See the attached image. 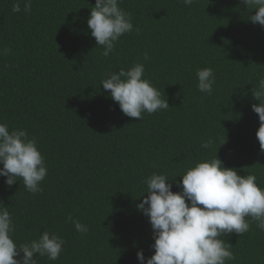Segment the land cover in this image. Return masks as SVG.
Wrapping results in <instances>:
<instances>
[{"label":"trees","instance_id":"obj_1","mask_svg":"<svg viewBox=\"0 0 264 264\" xmlns=\"http://www.w3.org/2000/svg\"><path fill=\"white\" fill-rule=\"evenodd\" d=\"M13 3L0 0V52L10 49L0 54V123L36 139L48 174L36 194L22 179L9 187L0 176V202L18 245L44 231L65 240L58 260L37 255V264H140L141 250L150 258L153 230L136 207L146 179L167 174L180 191L179 176L216 151L225 167L255 174L264 188L252 110L259 104L252 88L264 77V26L249 20L254 9L241 0H121L134 30L105 57L87 26L95 0H32L30 12L21 3L18 13ZM135 63L169 103L141 120L123 114L101 84ZM202 68L213 69L211 95L197 88ZM209 138L212 149H203ZM220 238L236 257L227 264H264V231L255 222L241 236Z\"/></svg>","mask_w":264,"mask_h":264},{"label":"clouds","instance_id":"obj_2","mask_svg":"<svg viewBox=\"0 0 264 264\" xmlns=\"http://www.w3.org/2000/svg\"><path fill=\"white\" fill-rule=\"evenodd\" d=\"M120 2L95 0L87 20L91 36L102 46L105 57L114 52L123 35L134 30L131 14L119 6ZM182 2L192 5L198 0ZM21 3L25 12L31 11L32 0H14V13L21 11ZM241 3L255 10L249 20L264 26V0ZM8 52L10 49L4 48L0 54ZM144 59H149L147 53ZM144 72V64L135 63L127 71L121 68L119 72L106 73L101 81L122 113L138 120L143 118L142 113L151 115L169 108L167 99H162L161 92L144 78ZM196 77L198 90L211 95L215 84L213 69H198ZM252 95L259 101L252 105V110L258 114L256 137L260 153L264 154V77L252 88ZM213 144L209 138L201 147L212 149ZM0 165V176L6 177L7 186L19 178L28 192L43 191L41 182L48 174L45 158L36 139L30 138L25 129L10 130L7 123H0ZM179 177L177 187L181 190L177 192L172 191L170 182L175 179L169 180L167 174L153 173L145 181L147 196L136 207L149 219L154 254L146 259L143 251H138L140 264H227L236 257L232 245L220 237L233 233L241 236L250 231L252 222L264 231V188L258 185L255 174L240 175L235 168L225 167L216 151L214 158L196 163ZM68 220L77 232L87 233V226L79 220L71 215ZM15 231L8 207L0 202V264H37V255L55 261L64 250L65 240L55 232L44 231L38 239L18 245L13 239Z\"/></svg>","mask_w":264,"mask_h":264}]
</instances>
